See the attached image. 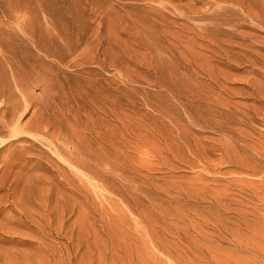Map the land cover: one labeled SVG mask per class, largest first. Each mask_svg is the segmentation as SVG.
I'll return each instance as SVG.
<instances>
[{
    "label": "rangeland",
    "instance_id": "rangeland-1",
    "mask_svg": "<svg viewBox=\"0 0 264 264\" xmlns=\"http://www.w3.org/2000/svg\"><path fill=\"white\" fill-rule=\"evenodd\" d=\"M0 264H264V0H0Z\"/></svg>",
    "mask_w": 264,
    "mask_h": 264
}]
</instances>
